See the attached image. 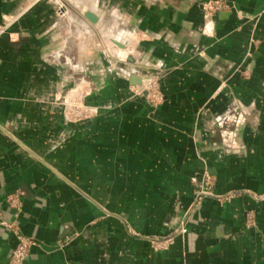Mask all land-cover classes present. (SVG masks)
<instances>
[{"label":"crops","instance_id":"0c3cea01","mask_svg":"<svg viewBox=\"0 0 264 264\" xmlns=\"http://www.w3.org/2000/svg\"><path fill=\"white\" fill-rule=\"evenodd\" d=\"M54 1L0 0V23L18 14L0 37V264L3 222L38 241L25 264H264V0H226L209 26L207 0H112L121 23L101 32L135 38L112 68ZM75 90L90 119L61 102ZM193 180L212 190L196 204Z\"/></svg>","mask_w":264,"mask_h":264},{"label":"rangeland","instance_id":"374dc122","mask_svg":"<svg viewBox=\"0 0 264 264\" xmlns=\"http://www.w3.org/2000/svg\"><path fill=\"white\" fill-rule=\"evenodd\" d=\"M70 1L72 3L80 4L82 12L91 11L93 14H95L96 16L99 17V20L97 23L93 24L89 21H86L84 24H85V26H87L90 23V24H93L96 28H98V30H99L98 35L100 37L102 54L105 56L106 60L109 59V64L112 68V56H110V54L121 57L124 54V51L118 45L117 46L115 44L112 45L111 40H112V38L120 40L125 36V34L122 31H119V33H114L115 36H113V37H112V34L110 36H105L101 32L102 31L101 26L104 24L107 25L111 29V32H112V24L113 25L117 24L116 21L117 22L119 21V23H121L120 17H112V13L115 9V3L112 0H70ZM83 7H85V9ZM63 10H66V8H63L62 11ZM13 22L14 21L12 18H9V20L3 21V23H9V25H12ZM208 24L210 25V24H212V22H208ZM87 35H88V33L85 34L86 37H87ZM104 37H106V39ZM105 40H107L108 43ZM114 46L118 47V49L114 48ZM119 49H122V50L120 51ZM126 50L129 51V48L127 47ZM131 90L133 92V95H135V96L139 95V97H142L150 106H159L163 103L164 95H163V92L161 91L160 83L157 80L154 81L151 85H149L147 92H140V94H139V93H137L139 91H137L135 86H132ZM155 94L159 95L160 99L155 98ZM81 95H82V93L80 94V92H78V91L76 93H74V91H72L69 94V96L67 95L66 106H67L68 113H69V111L74 110L72 112V117H74L75 119H84V120L90 119L92 117V112L94 111V108H97V107L87 103L86 99H87L89 93H86V96L84 98H82ZM212 182H213V178L209 174H206V176L204 177L203 185L205 186V184H206V186L210 187L212 185ZM193 184L194 185L196 184V191L201 192V190L204 189L203 188L204 186H202L201 183H199L197 180H193ZM211 192H212V190H211ZM198 197H199V194L195 193V200L194 201H196V199H198ZM251 217H252V215H251ZM246 218H247V222L249 224L253 223V219L251 222H249V214H247ZM187 231H188V228H187ZM183 234H185V233H183ZM165 236H173V233H170V234L165 235ZM161 240L164 241L166 239L162 238ZM161 247L163 248L164 246H161Z\"/></svg>","mask_w":264,"mask_h":264},{"label":"built area","instance_id":"2783aa9c","mask_svg":"<svg viewBox=\"0 0 264 264\" xmlns=\"http://www.w3.org/2000/svg\"><path fill=\"white\" fill-rule=\"evenodd\" d=\"M231 5L226 0H210L203 5V12L204 17L206 19H211L215 16V14L219 11L230 9ZM7 27H3L0 25V36L6 31ZM155 98H159V95L155 94ZM211 193L210 190H201V193L199 194L198 199H196L195 203H198L200 199H202L203 195H209ZM17 198H12V202H17ZM252 217L249 214V222L252 221ZM4 226L11 229L17 238V243L12 249L11 256H10V264H25L31 249L38 244V241L34 236H25L18 232L16 226L13 224H8L6 222H3ZM187 232V220L182 219V223L179 228V233H186ZM156 244H159V246L167 247L168 244L171 242V238H168L166 240H155Z\"/></svg>","mask_w":264,"mask_h":264},{"label":"water","instance_id":"95a60500","mask_svg":"<svg viewBox=\"0 0 264 264\" xmlns=\"http://www.w3.org/2000/svg\"><path fill=\"white\" fill-rule=\"evenodd\" d=\"M208 1H210V0H207V1H205L204 3H206V2H208ZM204 3L202 4V10H203V5H204ZM53 5H54V7H55V9L56 10H58V11H60V12H63L62 11V9L63 8H66V10H64V11H68L70 14H71V12L72 11H74V9H76V8H79V10L82 12V9H81V6H80V4H77V3H72L70 0L69 1H64V0H55L54 1V3H53ZM82 14H83V16H84V18H85V20L86 21H89V22H91V23H97L98 22V20H99V17L98 16H96L95 14H93L91 11H86V12H82ZM203 15H204V12H203ZM17 16H18V14H11V15H8V16H5L3 19H2V21H1V23H0V25H2L3 27H7L6 28V31L1 35V36H3V35H6V34H9V29H10V27L12 26V25H8L7 23L5 24V23H3V21H6V20H9V18H12L13 19V21L15 22V20H16V18H17ZM205 18V17H204ZM214 18L215 17H213V18H211V19H206L205 18V20H206V22H207V25L209 26V24H208V22H212V24H213V20H214ZM13 22V23H14ZM87 33V32H86ZM9 35H11V34H9ZM0 36V37H1ZM11 37V36H10ZM105 39H106V37H104ZM135 38H134V36L132 35V34H127V36H124L122 39H120V40H117V39H114V38H112V45L113 44H115V45H118L120 48H122V49H126L127 47L129 48V49H131L130 48V46L134 43V40ZM108 40V39H107ZM107 40H105L107 43H108V41ZM101 43V42H100ZM109 52V51H108ZM133 52V50L131 51V53ZM110 54V53H109ZM110 56H112V57H114V58H118V59H121V60H125L126 58H127V56L124 58V57H119V56H116V55H111L110 54ZM132 58L130 57L129 58V60H131ZM157 80V78H156V76L155 77H152V78H148V79H142L140 76H138L137 74H133L132 76H131V83L136 87V89H137V91H139V92H137V93H139L140 94V92H147L148 91V87H149V85H151L154 81H156ZM158 81V80H157ZM77 92V90H75L74 91V93H76ZM71 93V92H70ZM66 95H67V93L65 94V95H63L62 97H61V102H63L64 104H66ZM82 98H84L85 96H86V93L84 94V93H82ZM75 98V97H74Z\"/></svg>","mask_w":264,"mask_h":264},{"label":"bare ground","instance_id":"6f19581e","mask_svg":"<svg viewBox=\"0 0 264 264\" xmlns=\"http://www.w3.org/2000/svg\"><path fill=\"white\" fill-rule=\"evenodd\" d=\"M5 24H6V23H5ZM7 24L9 25V23H7ZM11 37H14V39H15V37H16V36H15V35H13V34H11Z\"/></svg>","mask_w":264,"mask_h":264}]
</instances>
